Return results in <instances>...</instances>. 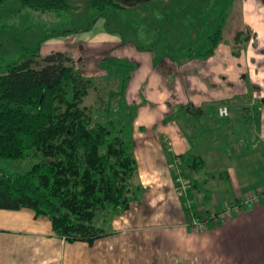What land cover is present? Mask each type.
Segmentation results:
<instances>
[{
  "label": "crops",
  "instance_id": "crops-1",
  "mask_svg": "<svg viewBox=\"0 0 264 264\" xmlns=\"http://www.w3.org/2000/svg\"><path fill=\"white\" fill-rule=\"evenodd\" d=\"M232 5L225 13L222 40L205 59L137 49L105 31L98 24L103 18L75 34L73 50L85 53L87 62L104 54L106 61L134 65L119 95L133 108L134 182L144 191L92 244L57 237L51 221L28 208L0 209V264H264V203L244 206L196 231L187 224V208L170 167L183 155L203 160L200 170L181 166L198 214L221 211L264 187V0H233ZM158 9V16L172 12L167 4ZM144 15L150 23L142 27L160 28L154 9ZM210 15L208 24L223 16ZM242 27L250 38L243 41V34L238 43L245 48L233 52ZM206 31L196 30L192 40L203 39ZM117 65L108 72L104 63L100 71L118 77L121 85ZM223 107L227 116L219 114Z\"/></svg>",
  "mask_w": 264,
  "mask_h": 264
},
{
  "label": "trees",
  "instance_id": "trees-1",
  "mask_svg": "<svg viewBox=\"0 0 264 264\" xmlns=\"http://www.w3.org/2000/svg\"><path fill=\"white\" fill-rule=\"evenodd\" d=\"M7 1L0 0V4ZM16 1L20 7L42 13L69 9L66 0ZM88 1L97 13L83 31L89 30L98 17L107 16L108 11H123L152 0ZM225 19L226 14L207 23L204 38L195 41L197 50L187 57L212 56L222 40ZM67 33L69 30L61 34ZM242 35L238 32L235 42ZM249 38L247 34L243 41ZM117 66L124 90L134 65ZM82 80L67 53L53 51L41 56L39 45L17 63L0 69V159L39 158L24 173L0 168V209L28 208L36 217L48 218L57 237L92 244L108 234L106 224L138 201L144 188L134 182L137 164L131 137L133 108L121 100L123 108L130 110L123 120L90 114L81 107L87 87ZM180 158L193 170L204 167L197 156ZM203 194L207 200L208 194Z\"/></svg>",
  "mask_w": 264,
  "mask_h": 264
},
{
  "label": "rangeland",
  "instance_id": "rangeland-1",
  "mask_svg": "<svg viewBox=\"0 0 264 264\" xmlns=\"http://www.w3.org/2000/svg\"><path fill=\"white\" fill-rule=\"evenodd\" d=\"M66 1L69 4L68 10L44 13L20 7L16 0L0 4V69L3 70L6 66L17 63L27 51L34 50L37 45L40 47L41 56L59 48L72 58L73 68L80 73L82 82L87 84L86 96L81 107L86 108L94 116L108 115L116 120H123L130 110L122 106V97L119 95L122 89L120 80L116 76H109L108 73L100 71L104 69V67L100 68L104 63L108 72L116 71L117 64L104 60V54H98L96 62L92 61L91 64L84 59L85 53L75 48L73 50V43L77 41L74 40L75 34L92 24L97 12L90 6L88 0ZM232 1L154 0L123 11H108L107 16L98 17L94 24L103 18L102 23L98 24H103L105 31L122 35L120 36L122 40L125 38L141 47H154V51L187 57L189 53L197 50L198 41L196 43L192 40V33L207 26L210 13H213V16L218 12L224 15L233 6ZM165 4L172 8V12L163 16L156 15L158 7ZM151 9H154L155 15L161 21L160 28L155 31L149 26L142 27L144 23L149 25L150 16L145 17L144 13L146 10L150 12ZM64 30H69L67 36L61 34ZM242 30L244 35L251 33L247 27H242ZM55 33L56 35L52 36ZM50 39H56L58 42L49 41ZM244 48L242 42H234L232 46L233 52ZM101 60H104L103 64H98ZM38 161L39 158L10 162L3 160L0 165L4 167L5 172L22 173ZM96 224L101 225L100 218L96 219Z\"/></svg>",
  "mask_w": 264,
  "mask_h": 264
},
{
  "label": "built area",
  "instance_id": "built-area-1",
  "mask_svg": "<svg viewBox=\"0 0 264 264\" xmlns=\"http://www.w3.org/2000/svg\"><path fill=\"white\" fill-rule=\"evenodd\" d=\"M219 114L221 116H227L228 111L226 107L219 109ZM182 161L181 159H176L173 164H171V170L175 176V182L177 186V194L184 202L188 213V226L192 227L196 231H204L209 227L217 225L225 217L238 213L242 210L244 206L252 204L264 203V187L257 190L255 193L248 196L243 201H233L225 209L217 212L195 213L192 206V201L189 196L190 190V180L186 178L181 169Z\"/></svg>",
  "mask_w": 264,
  "mask_h": 264
},
{
  "label": "bare ground",
  "instance_id": "bare-ground-1",
  "mask_svg": "<svg viewBox=\"0 0 264 264\" xmlns=\"http://www.w3.org/2000/svg\"><path fill=\"white\" fill-rule=\"evenodd\" d=\"M248 17V16H247ZM256 33V32H255ZM143 122V121H142ZM136 138H138L139 139V136L138 137H136Z\"/></svg>",
  "mask_w": 264,
  "mask_h": 264
}]
</instances>
